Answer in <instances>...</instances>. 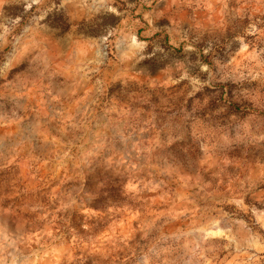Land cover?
Masks as SVG:
<instances>
[{"label":"rangeland","instance_id":"374dc122","mask_svg":"<svg viewBox=\"0 0 264 264\" xmlns=\"http://www.w3.org/2000/svg\"><path fill=\"white\" fill-rule=\"evenodd\" d=\"M124 2L0 0V264H264V0Z\"/></svg>","mask_w":264,"mask_h":264},{"label":"trees","instance_id":"16d2710c","mask_svg":"<svg viewBox=\"0 0 264 264\" xmlns=\"http://www.w3.org/2000/svg\"><path fill=\"white\" fill-rule=\"evenodd\" d=\"M143 0H126V2L124 3H136V4H140ZM59 21L62 23L60 25L66 26L67 27V23L66 21H64V17L60 16Z\"/></svg>","mask_w":264,"mask_h":264}]
</instances>
